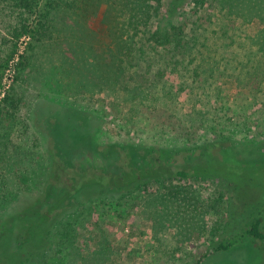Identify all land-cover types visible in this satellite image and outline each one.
I'll list each match as a JSON object with an SVG mask.
<instances>
[{
  "label": "rangeland",
  "instance_id": "obj_1",
  "mask_svg": "<svg viewBox=\"0 0 264 264\" xmlns=\"http://www.w3.org/2000/svg\"><path fill=\"white\" fill-rule=\"evenodd\" d=\"M50 1L54 5L60 0ZM93 1L89 0V3ZM48 2L0 0V223L10 219L16 229L8 248L3 251L0 247V263L2 254H6L8 264H49V257L53 256L63 257L62 264H264V240L261 239L245 235L230 250H216L223 240L242 235L247 227L245 221L260 214V233L264 236V202L259 203L264 195V147L261 144L264 142V92L252 96L247 89H239L235 80L226 74L209 78V81H215L213 87L220 86L221 100L216 105L219 112L215 117L210 113L206 115L203 122L206 128L195 127L192 130L178 128L174 118L170 117V111L160 103L151 105L143 102L132 110V103L119 101L106 92L108 88L79 94L80 85L77 89L72 88L74 84L78 86L79 77L77 82L70 84V79L75 76L65 77L61 67L62 55L70 54L61 41L55 49H48L47 44L33 39L30 33L14 37L15 33L21 32L23 25L29 32L41 23L40 16L48 9ZM167 2L163 0V6ZM94 5L88 16H75L80 22L75 28H81L86 36L96 35L106 42L103 22L106 4L100 0ZM190 9L191 6L186 5L185 11ZM164 10L165 7L162 13ZM210 13L207 10L193 14L191 21L199 25V35L212 29L215 21L211 22ZM48 18L66 20L56 9ZM248 25L241 29L254 34L262 28L259 20ZM91 42L95 44L96 40L93 38ZM89 45L85 42L86 47ZM11 53L13 55L6 61ZM20 61L21 67L18 66ZM85 65L90 67L91 60L87 59ZM206 78L203 76L199 80ZM166 80L175 84L181 82L171 74L166 76ZM184 80L190 82L189 79ZM250 84L256 82L252 79ZM7 97L8 102L9 99L12 101L11 106L9 103L5 105ZM186 97L185 92L179 97L180 102L173 112L182 115L177 116L207 113L196 98L190 96L193 102L198 103L194 109L193 102ZM48 99L77 104L90 117L96 116V137L101 145L139 142L146 146L182 145V142H168L172 137H179L181 141L186 139L183 141H187V145L224 141L225 146L227 143L232 146V150L225 155L214 147L212 152L215 155L186 164L187 169L197 166L209 167L213 171L198 181L150 182L141 191L121 197L114 191L102 192L94 185L86 187L79 204L70 210H64L62 206L54 214L58 222L71 225L61 230V235L57 234L63 226L48 227L54 234L48 257L45 254L37 262L36 259L32 261L31 250L42 251L40 247L45 248L46 243L41 235L37 236L36 244L24 241L18 229L22 219L38 216L39 201L43 198L49 172L50 160L35 121L38 104ZM212 118L217 123H212ZM194 152L198 153V150ZM88 161L93 160L86 158L81 160V164ZM94 163L100 165V160L94 158ZM257 173L260 176L249 177ZM216 174L240 186L234 195L224 191L223 179ZM171 187H181V192L168 194ZM223 193L234 200L237 196V203L246 208L239 214L237 211H242L238 209L239 205L234 203L231 206L234 229L226 231L223 223L228 219V211L218 203ZM61 196V192L49 191L47 207L51 208ZM194 197L193 203L189 201ZM162 199H169L166 211H163L162 204L154 203L162 202ZM163 216L171 219L163 220ZM63 239H66L64 246L60 243Z\"/></svg>",
  "mask_w": 264,
  "mask_h": 264
},
{
  "label": "trees",
  "instance_id": "obj_2",
  "mask_svg": "<svg viewBox=\"0 0 264 264\" xmlns=\"http://www.w3.org/2000/svg\"><path fill=\"white\" fill-rule=\"evenodd\" d=\"M99 1L94 0L90 4L89 0H60L53 5L49 0L46 5L48 9L40 16L41 23L29 32L23 25L21 32L15 33L14 37L30 33L33 39L47 44L48 49H55L61 41L70 52L69 55H62L64 61L61 67L64 75L75 76L70 79V84L77 82L76 78L79 77L78 86L74 84L73 90L79 88V85V94L108 88L106 92L119 101L132 103V110L143 102H150L151 105L160 103L167 108L165 110L170 111V117L174 118L180 129L206 128L203 124L206 115L210 113L215 117L218 114L216 105L221 100V90L220 86L213 87L215 81H209V78L226 74L235 80L239 89H247L252 96L260 91L264 92V0H167L166 6H163V0H102L106 4L103 19L106 42L98 39L96 35L86 36L81 28H75L80 24L75 16H88L92 13L94 3ZM186 5L191 6L189 11H185ZM54 9L58 10V13L61 12L66 20L54 21L48 18ZM207 10L211 11V15H208L210 20L213 18L211 22H215L209 33L199 35V25L191 21V18L193 14ZM253 20H259L262 28L254 34L241 29ZM154 24L156 27L153 28ZM93 38L96 40L95 44L91 42ZM85 42L90 45L86 47ZM12 55L11 53L6 61ZM87 59L91 60L90 67L85 65ZM18 66H22V61ZM168 74L177 76L181 82L175 84L166 80ZM203 76L207 78L200 81ZM184 79H189L190 82ZM252 79L256 84H250ZM184 92L189 101L193 102L190 97L193 96L196 101L202 103L207 113L204 115L196 112L183 115L184 117L177 116L182 114L174 113L173 110H176L180 102L179 97ZM5 101V105H12L10 99L8 102V97ZM193 104L195 109V104L198 103ZM35 115L36 127L44 139L50 167L43 198L39 201L38 216L35 218L32 215L33 217L22 219L19 226L21 228H17L23 234L24 241L36 244L37 236L41 235L46 243L45 248L40 247L42 251L31 250L30 258L32 261L36 259V262L45 254L48 257V251L51 250L50 245L54 241V238L53 241L51 238L54 234L48 227H54L56 224L63 226L57 234L61 235V230L71 225L69 222L64 225L56 220L54 214L57 209L63 206L64 210H70L79 204L86 187L94 185L102 192L114 191L121 197L141 191L150 182L190 179L198 181L210 174L209 167L194 166L187 169L186 164H194L202 157L215 155L212 152L214 147L217 152L225 155H229L232 150V146L228 143L225 146L224 141L187 145V141H183L186 139L181 141L179 137H172L168 142H182V145L146 146L142 142L101 145L96 137V116L90 117L88 112L77 104L60 103L52 99L38 104ZM211 122L217 123V120L212 118ZM261 144L264 147V142ZM3 146H6V143ZM195 150H198V153L194 152ZM86 158L93 161L81 164V160ZM94 158L100 160V165H95ZM256 176L260 174L249 175L250 178ZM220 177L227 193L233 194L239 189L240 186L230 179L221 175ZM180 188L171 187L167 193L173 194L176 191L175 194L178 195ZM49 191L63 193L51 208L47 207L46 203ZM4 198L6 199L5 196ZM194 199L196 197L189 201L193 203ZM263 200L264 195L259 203L264 202ZM162 202L154 203L162 204L163 211L169 209V199H162ZM170 202L174 204V201ZM218 203L228 211V219L223 223L225 231L234 229V221L231 219L234 211L231 206L236 203L240 210L245 207L237 203V196L234 200L232 196L224 193ZM242 212L244 210L237 211L239 214ZM261 215L247 219V227L242 235L223 240L216 246V250H230L245 235L264 240L260 233ZM168 219H171L170 216H163V220ZM15 230L10 219L0 223V247L3 251L8 248V242ZM65 240L60 241L63 246L66 244ZM2 256L0 264H8L6 254ZM49 258V264L64 262L63 257Z\"/></svg>",
  "mask_w": 264,
  "mask_h": 264
}]
</instances>
